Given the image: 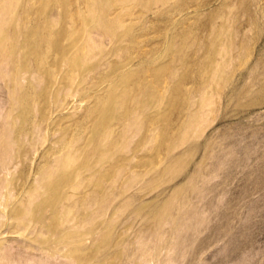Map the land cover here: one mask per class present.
<instances>
[{"label": "rangeland", "instance_id": "rangeland-1", "mask_svg": "<svg viewBox=\"0 0 264 264\" xmlns=\"http://www.w3.org/2000/svg\"><path fill=\"white\" fill-rule=\"evenodd\" d=\"M169 205L202 221L180 249ZM28 263L264 264V0H0V264Z\"/></svg>", "mask_w": 264, "mask_h": 264}, {"label": "bare ground", "instance_id": "bare-ground-1", "mask_svg": "<svg viewBox=\"0 0 264 264\" xmlns=\"http://www.w3.org/2000/svg\"><path fill=\"white\" fill-rule=\"evenodd\" d=\"M91 41V40H90ZM89 42V41H88ZM72 82V81H71ZM71 98V97H70ZM67 109V108H66ZM3 153V152H2ZM57 160V159H56ZM225 163V162H224ZM223 163V164H224ZM44 173V172H43ZM195 175V174H194ZM197 175V174H196ZM196 175H195V177H196ZM194 177V176H193ZM196 179V178H195ZM189 181V180H188ZM188 183V182H187ZM191 184V183H190ZM185 185H186V181H185ZM186 186H188V184L186 185ZM184 187V189H185V186H183ZM183 189V190H184ZM187 189H188V187H187ZM175 190H177V188L175 189ZM198 190V189H197ZM179 191V190H178ZM176 192V191H175ZM175 192L173 191V193L175 194ZM190 192H191V190H190ZM203 192H204V189H203V187L202 188H199V192H198V195L199 196H201V195H203ZM183 193V192H182ZM181 193V194H182ZM185 193H186V189H185ZM179 194V193H178ZM178 194H176V195H174V197L173 198H175L176 196H178ZM190 194V193H189ZM182 195H184V194H182ZM188 195V194H187ZM185 197V196H184ZM176 199H178L177 197H176ZM176 199H174V200H176ZM172 200V199H171ZM184 199H182V201H183ZM169 201V200H168ZM177 201V200H176ZM179 201V200H178ZM177 201V202H178ZM185 201V200H184ZM172 202V201H171ZM174 202V201H173ZM172 202V203H173ZM203 202V201H202ZM174 203H176V202H174ZM186 204H187V202H185ZM175 206V205H174ZM164 207H165V204H164ZM163 207V208H164ZM171 207H173V205L172 206H170L169 205V207H167L166 208V210L163 212L164 214H163V216H160V218H158L160 221L159 222H164V223H171V226H172V224L174 225V237H175V243H174V247H176L177 249H180L181 247H182V243H183V240H184V238H185V236L188 234V230H192V229H194V228H196V227H198V226H194L193 225V223H192V221L193 222H198L199 223V221H201V220H199L200 219V216H199V214H196V212H194V211H192V212H186V214H184V215H182L180 218H178V219H176V220H174V216H173V213H172V209H171ZM177 207V205L175 206V207H173V210L175 209ZM190 207V206H189ZM188 207V208H189ZM162 208V209H163ZM184 208V207H183ZM160 210V209H159ZM164 210V209H163ZM187 210H189V209H187ZM186 210V211H187ZM191 210V209H190ZM162 212V211H161ZM160 212V213H161ZM159 213V212H158ZM184 213V212H183ZM157 217V216H156ZM199 217V218H198ZM155 218V217H154ZM153 222H154V220H153ZM156 222H158V220L156 221ZM188 222H190V224L188 223ZM202 222V221H201ZM188 223V225H186ZM196 223H194L195 225H196ZM186 225V226H185ZM200 225V224H199ZM161 226V225H160ZM163 226V225H162ZM157 227H159V226H157ZM183 228H185L184 230H183ZM156 229V228H155ZM158 230H159V228H157ZM157 230V233L159 232ZM154 232H156V230L154 231ZM169 232H170V230H169ZM157 233L155 234V236L157 235ZM167 233V232H166ZM146 234V233H145ZM144 234V236L146 237V236H153L152 234L151 235H148V234H146L145 235ZM150 234V233H149ZM159 235H161V233H159ZM140 236V235H139ZM142 237V236H141ZM160 238H161V236H159ZM152 238V237H151ZM153 239V238H152ZM138 240H140V238L138 239ZM159 241V240H158ZM139 242V241H138ZM142 244H144V242H142ZM159 244H161V242H159ZM184 244H185V242H184ZM141 246H144L143 248L146 250V248H145V245H141ZM139 248H141V247H139ZM142 249V248H141ZM140 250V249H139ZM143 250V249H142ZM173 250V249H172ZM225 250V249H224ZM141 251V250H140ZM142 252H144V251H142ZM226 252V251H225ZM145 253H147V252H145ZM171 254V253H170ZM144 255V254H143ZM142 255V256H143ZM172 259V258H171ZM12 263V262H11ZM30 263V262H29ZM28 263V264H29Z\"/></svg>", "mask_w": 264, "mask_h": 264}]
</instances>
